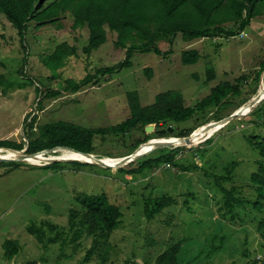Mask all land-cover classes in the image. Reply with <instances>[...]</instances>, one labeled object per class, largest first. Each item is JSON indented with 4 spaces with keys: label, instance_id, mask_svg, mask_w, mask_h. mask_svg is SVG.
<instances>
[{
    "label": "rangeland",
    "instance_id": "obj_1",
    "mask_svg": "<svg viewBox=\"0 0 264 264\" xmlns=\"http://www.w3.org/2000/svg\"><path fill=\"white\" fill-rule=\"evenodd\" d=\"M73 24L70 15L40 29L31 23L26 46L0 15V75L25 85L7 96L0 90V141L28 142L29 124L34 118L35 135L40 127L59 121L89 129L117 126L131 117L129 94L135 92L143 107L154 104L158 95L169 91L181 92L186 106L196 107L221 83L238 85L237 80L246 77L239 84L242 94L232 98L230 108L222 111L223 119L213 117L215 112L207 116L208 121L196 129L189 146L178 155L179 167L165 163L137 175H126L116 167L71 164L72 161L66 160L87 158L58 149L21 161L17 169L0 168V264H155L161 254L181 241L180 264H264V213L248 207L251 212L244 209L243 221L239 220L235 226L222 219L220 204L214 197V177L237 162L234 185L243 190L244 196L256 198L248 186L258 164H264V157L246 139L251 135L264 137L261 116L253 115L264 103V96L248 115L228 125L205 129L208 124L247 111L260 93L264 95V72L257 81V72L264 62V17L254 20L243 34L229 39L186 42L179 35L173 44L159 45L163 52L169 53L167 56L137 53L130 68L112 76H97L79 92L66 90V82L82 81L88 75L95 76L100 69L118 66L126 59V50L117 49L116 35L108 33L107 43L87 55L83 49L88 45L89 31L74 30ZM62 44L67 46L68 53L75 49L76 54L72 53L63 67L53 71L48 58ZM188 51L200 53L197 64L183 65L182 55ZM211 68L215 73L212 81L208 79ZM44 89L59 94L42 96ZM193 125L185 124L182 128ZM181 129L174 127L172 132L157 134L155 128H146L145 132L138 130L126 138H98L94 156L115 165L138 152L135 144L148 134L156 131V135L163 136H153L148 141L150 145L181 142L176 141ZM147 148L144 146L142 152L148 151ZM177 148L158 149L144 157L155 158L161 155V150L170 152ZM19 155L28 158L21 151L0 148V159ZM52 160H65L62 162L65 164L47 169ZM138 161L123 168H137ZM194 164L200 168L194 169ZM85 194H107L111 203L120 206L123 212L120 228L89 261L85 260L92 246V238L88 236L77 244L65 247L56 244L48 251L43 250L28 233V226L43 221L68 226L71 209L80 207L77 198ZM163 196L172 198L174 204L149 218L145 204ZM7 240L20 246L13 259L5 256Z\"/></svg>",
    "mask_w": 264,
    "mask_h": 264
},
{
    "label": "trees",
    "instance_id": "obj_2",
    "mask_svg": "<svg viewBox=\"0 0 264 264\" xmlns=\"http://www.w3.org/2000/svg\"><path fill=\"white\" fill-rule=\"evenodd\" d=\"M0 15L8 20L26 46L27 32L31 23H36V28L40 29L47 24L58 23L61 17L66 15L72 17L74 30L88 29L89 42L83 49L87 55H91L107 43L108 33L115 34V47L126 50V59L118 66L100 69L95 76L88 75L82 81L66 82V90L79 92L83 87L90 85L97 76H112L121 69L130 68L132 58L137 53L167 56L169 53L163 52L159 45L173 44L179 35L187 42L197 39H229L243 34L254 20L264 17V0H0ZM72 53L75 55L76 50L71 49V53H68L67 46L60 45L58 52L48 58L52 70L57 71L59 67H63ZM200 58L198 51L184 52L182 63L197 64ZM263 72L264 62L257 72L258 82ZM208 77L211 81L214 80V69H209ZM245 79L246 77L239 78L237 82L242 84ZM239 84L221 83L196 107H187L179 91L160 94L154 104L146 107L141 105L136 92L130 93L131 117L110 128L89 129L59 121L40 127L39 134L35 135L36 119L34 118L29 124L30 130L26 136L28 142L0 141V148L18 151L27 148V154L33 155L67 147L94 155L95 142L98 138L105 139L107 136L126 138L138 130L145 132L146 128L148 130L155 128L157 131L173 126L181 129L183 125L193 123V126L182 128L176 135L177 138H187L208 121L207 116L211 113L215 112L213 117L223 119L220 115L222 111L230 108L228 106L231 105L232 98L242 94ZM24 87L22 83L10 82L5 76L0 75V90L4 96ZM48 94L56 96L59 91L48 93L45 89L41 90L42 96ZM253 115H260L261 123H264V103ZM156 131L145 136L144 140H138L135 147L147 143L153 136L162 138L163 136L156 135ZM246 140L250 147L264 157L263 136L251 135ZM184 150L185 147H178L170 152L161 150L160 156L144 157L137 162V168H120L119 172L137 175L146 169L157 168L165 163L179 167L178 155ZM198 153L200 156L203 154L200 150ZM61 164L65 163L55 162L48 165L47 169L59 167ZM71 164L92 166L80 162H71ZM21 165V162H6L1 163L0 168L10 167L13 170ZM238 165L239 163L232 162L221 175L214 177V193L216 192L214 197L220 204L219 214L223 220L235 226L238 225L239 220L243 221L242 216L246 215L243 213L244 209L251 212L248 207L264 213V164H258V170L250 178L248 188L255 195V199L252 196H244L243 190L234 185L235 170ZM199 168L194 164V169ZM77 199L80 207L71 209L68 226L60 227L50 221L32 222L27 231L36 238L45 251L56 244L65 247L70 243L77 244L85 236L91 237L92 246L85 259L89 261L120 228L123 212L120 206L111 203L107 194H85L78 196ZM172 204L174 201L170 197L150 199L145 204V213L153 219ZM182 243L183 241L173 245L161 254L155 264H180ZM18 244L12 240L4 243L5 256L8 259H13L19 254Z\"/></svg>",
    "mask_w": 264,
    "mask_h": 264
},
{
    "label": "water",
    "instance_id": "obj_3",
    "mask_svg": "<svg viewBox=\"0 0 264 264\" xmlns=\"http://www.w3.org/2000/svg\"><path fill=\"white\" fill-rule=\"evenodd\" d=\"M263 96H264L263 93H260V95L257 97L256 101L254 103H252L251 106H249V109H247V111H239L237 113L232 114L229 118L224 119V120H222L220 122H217V123L211 124V125L208 124L205 129H208L209 130L211 128H215L217 126H220L222 124L228 125L233 120L248 115L251 111H253L260 104V102L262 101ZM172 130H173V127H169L168 130H160V131H157V134H162L165 131L172 132ZM192 138H193V134L191 136L187 137V138H178V139H176V141H181V142L164 141V142L151 143V145L149 144V142H147V143L141 145L139 147V149H138V152H136L134 155L126 158L121 163H117L115 165H111L110 163H107L106 161H104V160H102L100 158H97L94 155L81 153V152H78L76 150H73V149H70V148H67V147H60V148H56V149H53V150H46V151H43V152H40V153H37V154H33V155L27 154V148H26V149L22 150L21 152H23L25 154V156L28 157V158L21 157L22 155H19V156L14 157V158L0 159V164L1 163H6V162H21V161H27L29 158L37 157V156H39L40 154H43V153L54 152V151H56L58 149H66V150L73 151V152H75V153H77V154H79V155L87 158L85 161H81V160H77V159L76 160H66V161H72V162H80V163H85V164H91V165H96V166L103 167V168H108V169H112L114 167H116L117 169H120V168H123V167H126V166L132 164L135 161L140 160L141 158H143L144 156L148 155L149 153H151V152H153L155 150L162 149V148H166V147H170V146H176V147H186V146H189L188 144L191 143ZM176 143H179V144H176ZM144 146H148V148H147L148 151L142 152V149H143ZM63 161H65V160H52L51 163H54V162H63Z\"/></svg>",
    "mask_w": 264,
    "mask_h": 264
},
{
    "label": "bare ground",
    "instance_id": "obj_4",
    "mask_svg": "<svg viewBox=\"0 0 264 264\" xmlns=\"http://www.w3.org/2000/svg\"><path fill=\"white\" fill-rule=\"evenodd\" d=\"M150 149V148H149ZM14 157H17V156H10V157H8V158H14ZM86 159H84V160H81V161H85Z\"/></svg>",
    "mask_w": 264,
    "mask_h": 264
}]
</instances>
